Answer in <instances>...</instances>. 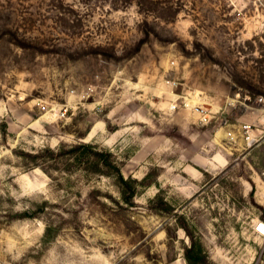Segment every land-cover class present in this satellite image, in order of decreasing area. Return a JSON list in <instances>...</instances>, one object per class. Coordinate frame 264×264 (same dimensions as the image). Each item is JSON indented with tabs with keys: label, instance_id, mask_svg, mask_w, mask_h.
Instances as JSON below:
<instances>
[{
	"label": "rangeland",
	"instance_id": "1",
	"mask_svg": "<svg viewBox=\"0 0 264 264\" xmlns=\"http://www.w3.org/2000/svg\"><path fill=\"white\" fill-rule=\"evenodd\" d=\"M262 220L264 0H0V264H264Z\"/></svg>",
	"mask_w": 264,
	"mask_h": 264
},
{
	"label": "trees",
	"instance_id": "2",
	"mask_svg": "<svg viewBox=\"0 0 264 264\" xmlns=\"http://www.w3.org/2000/svg\"><path fill=\"white\" fill-rule=\"evenodd\" d=\"M80 149L93 153V155L95 157V164L97 165L96 167L101 166L102 161H103L104 165H106L107 167H110L113 171H115V173L117 175L118 186L120 188L121 194L124 195V197H125V199H127V201H132V199L136 195V188L133 185L137 184V180L133 179L132 177H125V175L123 174V172L121 170V167L118 165V162L114 159L113 154L112 153H104V150L99 148L98 146H96L94 144H85V143H80V144H76V145L72 146L70 152H68V153L75 155L76 152ZM44 151H49V150H44ZM82 152H84V151H82ZM32 156L36 157V155H32ZM127 189H130V193L128 196H126ZM203 251H204V249L202 248V246L197 245V244H194L191 247H189L187 249V254H186L187 259L189 261V264H193L192 259H194V253H196V254H197V252L202 253ZM203 259L205 260V257L204 258L203 257L198 258V261L203 262L204 261Z\"/></svg>",
	"mask_w": 264,
	"mask_h": 264
},
{
	"label": "built area",
	"instance_id": "3",
	"mask_svg": "<svg viewBox=\"0 0 264 264\" xmlns=\"http://www.w3.org/2000/svg\"><path fill=\"white\" fill-rule=\"evenodd\" d=\"M171 108L175 109L176 105L173 104ZM241 130L243 131V134L245 135V139L249 142V144H251L254 141V139L252 137V133H251L252 131H251L250 126L247 124H244L243 126H241ZM228 136L232 137L233 136L232 132H229ZM256 229L260 235L264 236V220L258 222Z\"/></svg>",
	"mask_w": 264,
	"mask_h": 264
}]
</instances>
